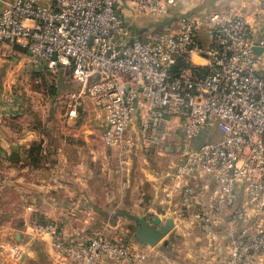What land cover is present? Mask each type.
Listing matches in <instances>:
<instances>
[{
    "label": "built area",
    "instance_id": "obj_1",
    "mask_svg": "<svg viewBox=\"0 0 264 264\" xmlns=\"http://www.w3.org/2000/svg\"><path fill=\"white\" fill-rule=\"evenodd\" d=\"M176 3L11 0L0 12V41H25L31 62L40 69L68 70L84 96L104 113L109 145L121 143L137 115L141 138L166 116L181 119L188 141L208 127L216 128L218 139L197 150L184 146L177 177L212 176L218 185L208 205L212 216L230 207L231 222L242 225L224 264H264V30L260 35L242 10L232 7L207 12L208 42L201 38L203 24L192 15L181 16L163 32L133 39L125 5L137 16H162ZM254 47L263 50L256 54ZM180 59L187 67L177 73ZM15 103L5 93L3 114L18 113ZM75 113L73 109L70 115ZM182 196L190 205L197 195L186 184ZM202 223L214 239L211 218L204 215ZM31 232L48 243L57 262L141 264L152 252L150 246L107 236L106 228L87 233L77 243L67 242L41 216L33 218ZM3 251L20 254L16 246L0 243V264H11Z\"/></svg>",
    "mask_w": 264,
    "mask_h": 264
},
{
    "label": "crops",
    "instance_id": "obj_2",
    "mask_svg": "<svg viewBox=\"0 0 264 264\" xmlns=\"http://www.w3.org/2000/svg\"><path fill=\"white\" fill-rule=\"evenodd\" d=\"M124 7L125 20L132 33L135 27L130 24H140L143 18L134 15L130 7ZM232 7L240 8L261 35L264 0H177L167 15L159 16L160 21L139 27L131 35L133 39H141L150 32L164 31L166 27L161 30L159 24L165 18L179 19L193 15L198 9L206 14L205 8ZM0 8L1 12L3 6ZM200 34L208 42L206 24L202 25ZM55 71L58 68L50 71L33 64L25 41H0V243L14 245L20 253L17 257L3 251V258L11 264H73L57 262L48 243L32 235L31 223L35 216L54 223L67 242L77 243L87 233L112 227L119 232L110 237L132 243L134 240L122 232V219H117L122 217L118 216L119 211H131L163 220L175 218L172 231L151 247V255L141 264H224L242 225L231 222L230 207L225 206L219 216H212L208 205L218 190L215 179L202 174L179 179L177 166L184 160L178 163L169 155L160 162L154 156L153 138L156 136L160 142V138L167 136L165 129L168 128L170 131L174 128L175 133L182 132L181 119L166 116L146 138H141L137 115L121 143L109 145L104 140L107 130L104 113L89 99L74 95L69 104L59 102L65 85L64 78H58ZM28 86L43 94L44 99H35L34 105L33 98L16 92L13 95L9 90ZM7 92L14 96L18 114H3V96ZM40 104L49 108L48 115L38 112ZM73 109L76 113L70 115ZM176 124L180 127H173ZM34 143H42L43 149L39 162L31 164L27 157ZM13 145L19 147L18 160L10 159ZM172 150L170 143L163 145L164 152ZM186 184L197 195L190 205L183 203L182 190ZM8 186L12 189L9 194L5 191ZM244 200L242 195L240 204ZM204 215L213 223L216 237L212 240L203 228ZM122 218L128 220L127 224H133L132 220ZM105 264L116 263L106 261Z\"/></svg>",
    "mask_w": 264,
    "mask_h": 264
},
{
    "label": "rangeland",
    "instance_id": "obj_3",
    "mask_svg": "<svg viewBox=\"0 0 264 264\" xmlns=\"http://www.w3.org/2000/svg\"><path fill=\"white\" fill-rule=\"evenodd\" d=\"M8 1H11V0H5V2H8ZM205 10H207L206 13L209 11L208 8H205ZM212 10H210V11H212ZM203 11H204L203 9H198V11L196 13H194L192 16H195L196 18H198L202 24H206V21H207L206 17H208V13H207V15L203 14ZM142 18L143 19H141L142 22L140 24H138V23L130 24V26L133 25L135 27L133 29V31L131 30L132 33H130V34L133 35L134 33H136V29L139 27H145V25H149V23H155V21H160V20H158L159 16L143 15ZM153 27H155V26H153ZM156 28H157V26H156ZM156 28L152 31H155ZM54 74L59 76L58 78H60V79L64 78L63 79L64 82L62 81V83H64L65 89L61 91L60 96H59L60 97L59 102H61L62 105H64V103L69 104L72 101V99L74 98V95H77V97H78L80 94H82V96L84 98H86L83 94V91H82V90H84L82 85L80 86L79 84L74 82V80L72 79L71 73L68 70H65V69L60 67V68H58V71L54 72ZM9 90L11 91V93L13 95L16 92L19 95H24L25 98L26 97L29 99L33 98V101H35V99H38V98L40 101H42V99H44L43 94H40V93H37L36 91H34L35 88L33 90L32 86H28L27 88H23V89L13 87V88H10ZM83 97H81V98H83ZM36 104H37V100L35 101L34 105H36ZM31 105H33V104H31ZM45 106L46 105H44V107H43V105L40 104L39 105L40 110L38 112L41 114H44V115H48L49 108L45 107ZM173 127H180V126H179V124H176ZM165 130L169 131V134L167 136H165L163 139L160 138V142H159V139L155 136V138H153V140L151 142V144L153 143L156 145L154 156H156L160 162H163V160L166 157H169V155H170L173 160L180 163L183 160H185V156L183 155L185 145H188L192 149L197 150L208 140L218 139L220 137V132L216 128H213V127H208L206 129H204L202 131V133L193 141H188L187 139H185L182 132L175 133L174 128L171 131L169 130V128L165 129ZM169 143L172 145L173 150L170 153L164 152L163 151V145L169 144ZM10 188L11 187H9V186L6 187L5 191L7 192V194H9V192H12V189H10ZM8 199H6V200H8ZM5 210L9 211V207L6 208ZM119 218L122 219V222H121L122 225H120V227H122L124 229V231H122V232H124L125 233L124 235H126L127 237L130 238L131 237V229H130L131 224H127L128 220H125L122 217H118L117 219H119ZM261 218L264 219V216ZM117 232H119V231L116 229H112V227H111V229L108 228L106 230V234L109 237H110V235H112L114 233L117 234ZM169 238H171V237L169 236Z\"/></svg>",
    "mask_w": 264,
    "mask_h": 264
},
{
    "label": "water",
    "instance_id": "obj_4",
    "mask_svg": "<svg viewBox=\"0 0 264 264\" xmlns=\"http://www.w3.org/2000/svg\"><path fill=\"white\" fill-rule=\"evenodd\" d=\"M4 4L5 1L0 0V6H3ZM262 50L263 49L260 47H254V52L256 54H260ZM12 149L13 151L10 154V159H20L19 147L17 145H13ZM118 216L132 220L133 224L130 226L132 239L137 243L150 247H154L164 240V238L175 226L174 217H168L163 220L159 216H150L147 214L138 215L132 213L131 211H119Z\"/></svg>",
    "mask_w": 264,
    "mask_h": 264
},
{
    "label": "trees",
    "instance_id": "obj_5",
    "mask_svg": "<svg viewBox=\"0 0 264 264\" xmlns=\"http://www.w3.org/2000/svg\"><path fill=\"white\" fill-rule=\"evenodd\" d=\"M180 18V17H179ZM178 19L176 18V19H163L161 22H160V24H159V27L161 28V30H163V28L164 27H167L168 25H170V24H172V23H174V22H176ZM166 29V28H165ZM165 31V30H164ZM161 32H163V31H161ZM157 33V32H156ZM185 67H187V65H186V63L182 60V59H180V61H179V63L177 64V66H176V72L177 73H179L180 72V70L182 69V68H185ZM18 114V113H17ZM42 149H43V146H42V143H34L31 147H30V149H29V151H28V157H27V160L32 164V163H34V164H36V163H38L39 162V156H40V154H41V152H42Z\"/></svg>",
    "mask_w": 264,
    "mask_h": 264
}]
</instances>
